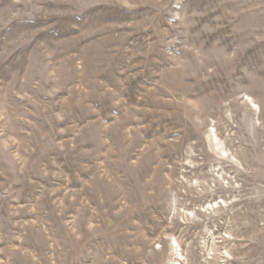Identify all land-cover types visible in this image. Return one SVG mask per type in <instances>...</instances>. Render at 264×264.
<instances>
[{"label":"rangeland","instance_id":"1","mask_svg":"<svg viewBox=\"0 0 264 264\" xmlns=\"http://www.w3.org/2000/svg\"><path fill=\"white\" fill-rule=\"evenodd\" d=\"M0 264H264V0H0Z\"/></svg>","mask_w":264,"mask_h":264}]
</instances>
